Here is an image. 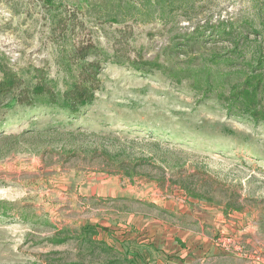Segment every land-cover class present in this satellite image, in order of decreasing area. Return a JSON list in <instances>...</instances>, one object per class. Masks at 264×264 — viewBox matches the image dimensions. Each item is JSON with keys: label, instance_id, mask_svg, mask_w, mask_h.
<instances>
[{"label": "rangeland", "instance_id": "obj_1", "mask_svg": "<svg viewBox=\"0 0 264 264\" xmlns=\"http://www.w3.org/2000/svg\"><path fill=\"white\" fill-rule=\"evenodd\" d=\"M55 1L67 17L77 4L84 11L68 41L153 57L178 28L252 16L264 0H196L192 20L178 13L168 23H113L104 12L90 18L86 0ZM50 19L43 0H0V65L43 66L55 76ZM101 78L97 99L73 124L44 108L7 116L0 264H100L73 239L52 242L57 229L86 225L140 264H264V124L229 116L160 72L108 62ZM51 126L60 132L22 134ZM106 150L133 176L116 172Z\"/></svg>", "mask_w": 264, "mask_h": 264}, {"label": "trees", "instance_id": "obj_2", "mask_svg": "<svg viewBox=\"0 0 264 264\" xmlns=\"http://www.w3.org/2000/svg\"><path fill=\"white\" fill-rule=\"evenodd\" d=\"M195 3L196 0H86L85 4L90 18L104 12L105 20L113 23L128 20L168 23L178 13L192 20L189 13L196 10ZM43 4L51 15L57 74L52 76L45 67L37 65H0V137L7 135L3 130L10 123L7 116L20 110L31 114L39 108L49 109L69 118L61 124H73L97 99L102 90L103 67L108 62L143 73L160 72L177 84L187 82L202 100L213 99L227 115L264 124V1L257 5L252 16L206 19L192 29L178 28L153 57L140 51L129 54L123 44L108 48L75 35L68 41L67 36L84 25L85 21L76 16L77 12H84L82 5L77 4L75 12L67 17L64 10L56 7L55 0H43ZM52 132L60 131L51 126L41 130L30 128L22 134ZM107 152L105 160L115 162L116 172L125 171L133 176L124 161L110 157ZM97 234L99 231L93 225L80 229L64 227L56 230L52 242L60 244L73 239L80 250L84 249L85 254L80 253L84 259L100 264H140L128 250L106 245Z\"/></svg>", "mask_w": 264, "mask_h": 264}]
</instances>
